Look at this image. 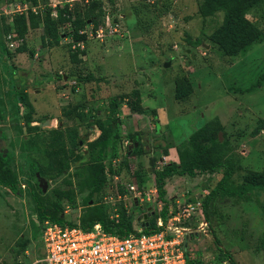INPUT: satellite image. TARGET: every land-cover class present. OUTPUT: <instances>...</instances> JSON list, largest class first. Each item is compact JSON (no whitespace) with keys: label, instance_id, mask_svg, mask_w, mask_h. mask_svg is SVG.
I'll use <instances>...</instances> for the list:
<instances>
[{"label":"rangeland","instance_id":"obj_1","mask_svg":"<svg viewBox=\"0 0 264 264\" xmlns=\"http://www.w3.org/2000/svg\"><path fill=\"white\" fill-rule=\"evenodd\" d=\"M20 2L0 0V26L3 20L10 22ZM59 2L64 0H38V6L62 7ZM101 2L115 30H107L101 39L86 38L80 63L70 58L74 49L69 35L61 37L59 46L44 49L42 29H30L25 44L35 51L31 59L27 53H15L17 47L9 49L7 35L0 30V44L12 54L3 55L0 49V103L5 115L0 123V152L10 156L18 185L17 194L0 187V264L35 263L43 255L45 222L37 219L31 191L52 200L54 190H70L75 207L64 200L61 218L73 224H79L88 206L96 203L110 216L125 206L134 229L163 218V204L153 193L152 171L173 162L161 158L169 148L187 145L203 126L207 131L199 142L210 150L220 149L218 160L230 168L232 186L256 175L264 181V0ZM86 5L77 0L69 9ZM226 28L229 33L222 31ZM68 29L66 25L60 31L66 34ZM91 29L86 27L88 32ZM248 36L254 41L245 46ZM16 92L27 94L32 113L14 109ZM112 112L118 134L129 141L136 133L145 152L127 155L117 139L102 162L107 185L88 200L85 168L96 160L100 124ZM128 146L133 148L132 143ZM46 152L55 154L56 167L65 154L71 160L69 170L33 176L27 158L47 166ZM74 157L81 160L74 162ZM139 171L142 183L134 177ZM223 172L220 167L194 178L168 179L165 189L170 200L163 221L169 223L186 205H194L196 214L189 225L183 219L172 222L178 230L174 238L183 241L189 258L203 264H230L219 256L211 230L234 264H264L263 252L256 250L264 232V193L253 192L245 199L218 195L202 206ZM128 185L143 192L142 203H134ZM124 195L125 201L119 200ZM200 222L205 227L200 228Z\"/></svg>","mask_w":264,"mask_h":264},{"label":"trees","instance_id":"obj_2","mask_svg":"<svg viewBox=\"0 0 264 264\" xmlns=\"http://www.w3.org/2000/svg\"><path fill=\"white\" fill-rule=\"evenodd\" d=\"M20 1L29 3L30 6L36 8V12L34 13L31 11V9H29L26 13L12 15L9 23H7V20H1L2 22L0 30L3 35H7L11 32L15 33L17 36L16 40L20 41L17 48L15 49V53H27L31 59L34 58L35 51L33 49H28L25 44V37L30 29H42L40 41L41 46L44 49H52L59 46L62 40L61 37L66 35L72 37L73 43L83 41L85 45L87 36L86 34H81L80 32L86 30L87 26H91L92 30H96L101 25L100 23H102L105 15V10L102 7L103 5L101 0H87V5L85 8L80 10H70L68 4H63L62 7L56 8H51L50 6H44L43 8H40L38 6V0ZM109 1L112 2V0ZM208 7L209 4L206 2L204 9H208ZM53 12L55 13V16H53ZM66 25H69L67 33H61L60 29ZM222 31L229 33V28H226ZM253 41L254 38H252V36H248L245 39L244 44H246L245 46H248ZM0 49L3 55L5 53V55L11 57L12 54L7 50H4L2 48V44H0ZM80 55H85L84 50L77 48L74 50V52H71L70 58L72 62L80 63ZM87 79H92V76ZM13 99V107L15 110L25 109L28 111V113H32L34 111V107L29 101L26 93L18 94L16 92ZM114 113L112 112L109 114L106 120L100 124L102 134H100L94 146L97 155L96 160L87 164V167L85 168V171L87 172L85 180L87 182L88 188L86 199L88 200L96 198L97 195L100 194L107 185V171L102 162L104 161L108 152L114 148L117 139L119 142L121 141L120 145L122 147L123 142L127 141L124 140L123 136L118 134L119 130L114 128V123L116 122V114ZM4 116V111L2 110L0 103V123L4 121ZM155 124L157 125L158 122H155ZM206 131L207 128L205 126L199 128L188 138L187 145L184 144L182 148L179 147L176 149L178 162H169L164 164L160 169L155 168L152 171L158 200L163 204V210L161 212L163 218L164 213L168 208V203L166 200L167 193L165 189L166 182L168 179L174 176H188L194 178L198 174H210L220 167L224 169L221 179L217 182L216 186L204 197L202 206L206 205L208 201H210L214 196L218 195L222 199H245L253 192L264 193V181L259 175L249 177L248 181L236 187L229 183L232 173L226 164L218 160L221 153L220 149L216 148L213 151L210 150L206 144L199 142L200 138L203 137V134L204 132L206 133ZM1 136H3V134H1ZM130 137L133 148L129 150V146H127L124 148L126 151L125 153L131 156L143 155L145 150L142 146L141 139L137 137L136 133ZM209 140L212 142L211 139ZM73 141L74 137L72 136L71 142L74 143ZM216 141L220 143L219 138H217ZM46 153L47 155L49 154L47 166H41L33 159L27 158L33 176H35L37 173L40 176H45L50 170H55L56 174L58 173L61 175L65 171L69 170L71 160L65 154L62 156V163L60 162L59 167H56V162L54 160L56 159L55 154H50L48 152ZM166 154L167 152L165 155ZM80 160L81 158L79 157H74L72 159L74 162ZM10 162V156L8 154L4 156L0 152V187L9 190L13 194H17L18 185L14 178V172L10 167ZM134 177L137 181L139 180L140 183H142L144 179L143 173L140 171L136 172ZM31 194L36 209L37 219L40 223L43 224L44 222L49 221L61 225H75L73 223L66 222L63 218H61L64 200H66L71 206L75 207V199L70 190H54L52 192L54 199L52 200L48 197L43 199L40 191L39 193L31 191ZM117 214V218H111L107 211L104 210L103 206L96 203L92 206H88V209L81 217L79 226L83 230L87 231L93 228L94 225L100 224L105 232L113 233L121 237L133 232V216L127 211V208L121 205L117 208ZM142 231L145 233L157 231L154 219H152L149 225L143 228ZM209 234L213 238V243L219 253V256H221V258H226L230 264H234L232 256L224 250L215 234L211 230ZM258 241L259 242L256 250L262 251L264 254V232L260 234ZM186 257L188 264H203L202 261L191 259L188 257V255Z\"/></svg>","mask_w":264,"mask_h":264},{"label":"built area","instance_id":"obj_3","mask_svg":"<svg viewBox=\"0 0 264 264\" xmlns=\"http://www.w3.org/2000/svg\"><path fill=\"white\" fill-rule=\"evenodd\" d=\"M77 0H64L58 5L68 4L71 6ZM87 3V0H84ZM51 7L56 8L57 5ZM29 9L36 12V8L29 3H21L15 14L26 13ZM55 14V13H54ZM107 30H115L109 17L104 15L101 25L96 30H84L81 34L88 37L101 39ZM9 49L17 46L16 34L11 32L6 36ZM73 43V41H72ZM72 48L84 50V42L73 43ZM123 148L129 145L128 140L123 142ZM158 169V168H157ZM127 192L132 195L134 203L143 202L141 192L137 186L128 185ZM153 193H157L156 189ZM125 201L126 195L119 200ZM196 206L188 204L181 210V214L164 223L163 218L158 216L155 221L157 231L145 233L143 229H134L125 236L105 232L100 224H96L90 230H83L79 224L69 226L46 221L42 230L43 255L40 260L30 264H188L187 250L182 240L174 238L176 227L172 222L189 221L196 213ZM111 210V208H110ZM111 218H117V210L111 213ZM205 222H200V228L205 227ZM182 226L180 227V229ZM178 231V230H177Z\"/></svg>","mask_w":264,"mask_h":264},{"label":"crops","instance_id":"obj_4","mask_svg":"<svg viewBox=\"0 0 264 264\" xmlns=\"http://www.w3.org/2000/svg\"><path fill=\"white\" fill-rule=\"evenodd\" d=\"M21 3H23V2H20V4ZM19 54H25V53H19ZM140 97H141V95H140ZM129 145H131V143H132V141L131 140H129ZM174 149V148H173ZM172 148H169L168 149V151H167V154L166 155H163V157L161 158V159H163L164 160V162H166V161H168V160H171V161H173V162H177V160H178V157H177V153H176V150L174 149V151H172L173 150ZM159 161H160V159H159ZM168 163V162H167ZM166 187V186H165ZM208 194V193H207ZM168 198V197H167ZM167 198H166V200H167ZM168 200H170L169 198H168ZM168 200H167V202H168ZM177 202V201H176ZM178 203V202H177Z\"/></svg>","mask_w":264,"mask_h":264},{"label":"water","instance_id":"obj_5","mask_svg":"<svg viewBox=\"0 0 264 264\" xmlns=\"http://www.w3.org/2000/svg\"><path fill=\"white\" fill-rule=\"evenodd\" d=\"M169 65H170V64H169V63H167V64H165V65H164V67H167V66H169ZM37 176H38V174H37ZM43 191H44V190H43Z\"/></svg>","mask_w":264,"mask_h":264}]
</instances>
